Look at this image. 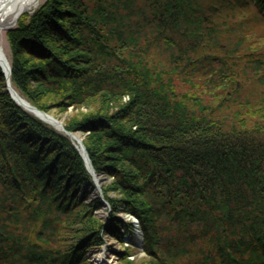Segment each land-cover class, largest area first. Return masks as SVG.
<instances>
[{
  "label": "trees",
  "instance_id": "16d2710c",
  "mask_svg": "<svg viewBox=\"0 0 264 264\" xmlns=\"http://www.w3.org/2000/svg\"><path fill=\"white\" fill-rule=\"evenodd\" d=\"M92 1L48 0L20 17L8 31L14 88L44 111L88 108L65 127L90 133L95 171L114 177L104 195L139 217L160 264L198 255L183 264H264V101L227 112L214 90L210 107L174 85L179 77L198 89L192 71H205L234 101L239 71L228 59L237 50L213 52L228 38L218 7L144 0L154 15L140 21L135 0ZM237 2L264 16V0ZM91 177L70 136L11 96L0 65V264H91L86 251L104 225L87 209L99 198L85 202Z\"/></svg>",
  "mask_w": 264,
  "mask_h": 264
},
{
  "label": "rangeland",
  "instance_id": "374dc122",
  "mask_svg": "<svg viewBox=\"0 0 264 264\" xmlns=\"http://www.w3.org/2000/svg\"><path fill=\"white\" fill-rule=\"evenodd\" d=\"M47 1L48 0H39L38 3L34 5L31 9L23 12L19 16L17 22L10 28H6V29L0 28V44L3 46L8 56L10 66H11V57H12V47H11L8 31L18 26L20 17H22L25 14H29V15L33 14L36 11V9L44 5ZM84 1H86L89 5L91 3L94 4V1L92 0H84ZM205 1L206 3H210L218 7V12L216 13V15H214V18L218 17V19H220L219 28L220 30L224 31L223 34L225 32L228 33V38L222 39L224 46L218 49L214 48L213 52L216 53V55H218L220 58H222V56L225 57L226 54H228L226 52L231 50L233 51L234 49L237 50L238 53V55L231 53L228 59L229 62L232 59L231 63L233 65L232 67L233 70L234 71L237 70V72L239 71V79H237L238 82L236 86L234 82L233 88L230 87V91L235 89L237 90L233 94V97L235 96L234 101L229 102V92H228L229 89L225 91L221 89H217L219 85L217 84L218 79L216 76L210 77L212 80L210 81V85H208L205 82L207 78L205 71L202 72H198L197 70L192 71L191 79L195 81L193 84H197L199 86L198 89L194 87L191 88L192 85L190 83L192 81L184 82L185 79L175 77L174 85L176 86V90L187 92L191 95H201V97H198V99H202V104L210 107L215 106V101L211 96V92L214 90L219 96H221L220 100L218 101L220 102V104H222V106H224V109H226L227 112H232L233 109L232 106L238 107V104H240V106H243L244 104L246 105L247 102H249L251 106L252 105L257 106L258 104L263 103L264 83L260 82L258 79L259 76H261L264 73L263 14L258 10V7H256L253 2L249 3L246 6H239L237 5L238 3L237 0L236 1L235 0H205ZM58 2L61 4V6L65 8L69 6L68 3L71 2V0H58ZM134 2H135V6H134L135 13L136 12L144 13L143 16L140 18L137 16V19L140 21H146V17H150L149 19H151V17L154 15L153 8L155 7V5L153 6L152 4H150L149 2H145L144 0H135ZM219 8H221V10L223 11L221 12ZM134 21L136 20L134 19ZM223 23H227V25H229L232 28L230 29L226 28L225 27L226 24L223 25ZM161 51L165 52L164 49H162ZM162 54L164 57H166L165 53ZM259 60L262 61L263 63V64L261 63L260 65V68H262L260 75H258L259 72L256 69L258 66L256 64L257 62L259 63ZM217 64H220V62H217ZM187 78H189V76H187ZM10 81H11V75H10ZM5 84H6V76H5ZM11 85L13 86L12 81H11ZM195 89L200 91V93L194 92ZM203 90H206L205 94H202L201 91ZM81 111L86 112L88 111V108L83 106V108L81 109L73 105H70L68 107V110L66 111H61V109L53 108L52 110L46 112L51 113L57 120L64 122V126H65L68 119H70L73 115L75 116ZM232 120L233 118L230 117L229 121ZM230 123L231 122H228V124ZM48 124L52 125L55 129L64 132L65 134L70 136L65 130L58 129L54 124H50V123ZM71 132H76V131H71ZM79 132L81 133L80 136L81 138H83V142H84L85 138L90 133L88 132L86 133L80 130ZM70 138L78 148L79 145L78 141L72 136H70ZM97 176L99 177L98 180L99 182L97 183V185L100 187L101 191H103L104 187L110 185L114 180V177H109L105 173L97 172ZM97 185L92 175L91 182H89L90 193L87 199L85 200V202L88 205V203H91L96 198H99L101 203L99 207L92 209V207L88 205L87 209L92 210L93 211L92 213L104 225L102 230H100V234L98 235L99 241L96 244L92 245L90 249L86 251L88 262L91 264H128V263L141 264L147 261L151 264H155V263L160 264L158 253L155 252L154 250H152L151 253H148V251L146 250L145 234L141 226L139 217L127 211L128 207L126 206V204H123V202L118 204L117 207L115 208L112 207L111 202L106 198L104 193H103L104 198L98 193V190H96ZM83 186H84L83 189H85L86 185L83 184ZM83 189L78 191V195L82 194ZM109 194L111 197H117V199L122 198L121 194H117L114 191H111ZM78 210L82 211V214L80 213V215H82L83 217L86 216L87 213L83 214L84 211L86 210V207L80 206L78 207ZM112 217L119 219L118 225L112 224V220L114 219ZM88 218H86L85 220L82 219L83 224H86ZM164 223L165 222H163V224ZM137 230L141 231V233H139V236L136 235ZM188 237L189 236L186 234L180 235V238H182L183 240L188 239ZM161 244H163L162 240H161ZM190 248H192L193 250L200 249L198 247H195L194 244H192ZM162 256H164V253H162ZM201 257H202L201 255L194 257L185 256L181 258L180 262L181 264H183L184 262L189 263L190 259L196 262L199 261Z\"/></svg>",
  "mask_w": 264,
  "mask_h": 264
},
{
  "label": "water",
  "instance_id": "95a60500",
  "mask_svg": "<svg viewBox=\"0 0 264 264\" xmlns=\"http://www.w3.org/2000/svg\"><path fill=\"white\" fill-rule=\"evenodd\" d=\"M0 64L5 72V76H6V86L7 89L9 90V92L11 93L12 97L22 106H24L26 109L34 112L38 117H40L41 119H43L44 121L50 123V124H54L58 129L60 130H65L70 136H72L73 138H75L78 141V148L80 150V153L82 154L86 166L88 168V170L91 172V174L94 177V180L96 181L97 179V173L95 172V169L92 165V162L90 160L89 154L87 152L86 146L84 145L83 142L81 141V133H77V132H71V131H67L65 129V126L60 127L58 125V120L51 114L48 113L44 110L39 109L37 106L31 104L27 99H25L24 97H22L15 89L14 87L11 85V81H10V75H11V66L9 65L8 70L6 69V66L3 62V59L0 57ZM98 190H100L99 186L97 185Z\"/></svg>",
  "mask_w": 264,
  "mask_h": 264
},
{
  "label": "bare ground",
  "instance_id": "6f19581e",
  "mask_svg": "<svg viewBox=\"0 0 264 264\" xmlns=\"http://www.w3.org/2000/svg\"><path fill=\"white\" fill-rule=\"evenodd\" d=\"M38 1L39 0H0V28L6 29V28H10L11 26H13L17 22L19 16L23 12L31 9L34 5H36L38 3ZM0 57L3 59V62L6 66V69L8 70V67L10 65L9 59H8V56H7L3 46L1 44H0ZM58 125L60 127H63L64 122L58 120ZM76 132L79 133V131H76ZM80 139H81L80 142H83V138H80ZM84 145H85V143H84ZM87 152H88V150H87ZM90 160H91V158H90ZM98 180H99V177L97 176V179L95 181L96 185L99 182ZM96 190H98V187H96ZM98 193L103 197V193H104L103 191L98 190ZM139 233H141V231L137 230L136 235L139 236Z\"/></svg>",
  "mask_w": 264,
  "mask_h": 264
}]
</instances>
